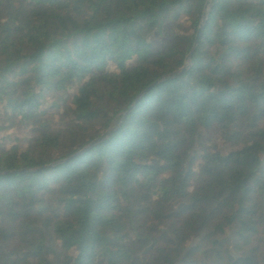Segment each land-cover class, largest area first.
Returning <instances> with one entry per match:
<instances>
[{
  "label": "trees",
  "instance_id": "trees-1",
  "mask_svg": "<svg viewBox=\"0 0 264 264\" xmlns=\"http://www.w3.org/2000/svg\"><path fill=\"white\" fill-rule=\"evenodd\" d=\"M0 136V264H264V0H0Z\"/></svg>",
  "mask_w": 264,
  "mask_h": 264
},
{
  "label": "rangeland",
  "instance_id": "rangeland-1",
  "mask_svg": "<svg viewBox=\"0 0 264 264\" xmlns=\"http://www.w3.org/2000/svg\"><path fill=\"white\" fill-rule=\"evenodd\" d=\"M48 121H55L56 119L54 117H47ZM11 127H9L7 134L13 136V137H17L22 141H26L28 139H32L35 137V133L33 131H23L19 126L17 125H10ZM1 138V136H0ZM215 142V140L213 141ZM6 146L8 145L7 143L5 144ZM214 145H216V147L222 151L223 153L226 152L228 150V148L225 145H222L220 143H215Z\"/></svg>",
  "mask_w": 264,
  "mask_h": 264
},
{
  "label": "water",
  "instance_id": "water-1",
  "mask_svg": "<svg viewBox=\"0 0 264 264\" xmlns=\"http://www.w3.org/2000/svg\"><path fill=\"white\" fill-rule=\"evenodd\" d=\"M209 2L207 3V6H208ZM199 37V36H198ZM198 42V38H197V41ZM187 68H184L180 73H175L173 75H171L170 77L166 78L167 79H172V78H175V77H178L179 75H182L186 72ZM123 117H126V114L123 116ZM111 134V132H108L107 134H105L104 136H102V138L96 142L92 147H94L96 144L100 143L101 141H103L106 137H108L109 135Z\"/></svg>",
  "mask_w": 264,
  "mask_h": 264
}]
</instances>
